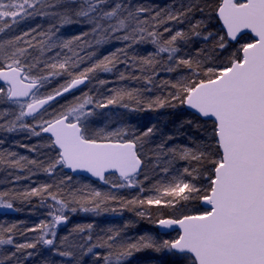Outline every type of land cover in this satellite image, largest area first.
Here are the masks:
<instances>
[{"label":"snow or ice","instance_id":"6c2138e0","mask_svg":"<svg viewBox=\"0 0 264 264\" xmlns=\"http://www.w3.org/2000/svg\"><path fill=\"white\" fill-rule=\"evenodd\" d=\"M0 175V264H264V0H0Z\"/></svg>","mask_w":264,"mask_h":264},{"label":"trees","instance_id":"16d2710c","mask_svg":"<svg viewBox=\"0 0 264 264\" xmlns=\"http://www.w3.org/2000/svg\"><path fill=\"white\" fill-rule=\"evenodd\" d=\"M154 3L164 4L167 0H153ZM167 110H161V114L166 113ZM153 117L156 116V113H151ZM153 122H155L153 120ZM23 138V136H18L17 139ZM45 180V177L41 174L40 175ZM33 203H38L37 201H33ZM43 211L32 212L30 211L29 207L25 206L24 210L17 213H12L8 216L1 215V217L10 219V220H25V218H30V220L36 222L37 219L42 217ZM131 213L125 212L123 217L119 215H115L112 213L103 214L100 217H93L92 214H85V213H77L75 216L72 217V223L69 224L67 227L70 228L75 223H86L92 222L95 220L96 224L100 227H107L110 225H119L122 224L124 220H127L131 217ZM153 229V225H151L147 220L138 221L135 228L129 230V235L131 236H138L145 231H150ZM66 230V229H65ZM138 256H143L145 254H137ZM155 264V262H153Z\"/></svg>","mask_w":264,"mask_h":264},{"label":"rangeland","instance_id":"374dc122","mask_svg":"<svg viewBox=\"0 0 264 264\" xmlns=\"http://www.w3.org/2000/svg\"><path fill=\"white\" fill-rule=\"evenodd\" d=\"M21 136H23V135H21ZM19 139H20L22 142H25V143H28V142H29V141L24 140V137H23V138H19ZM35 142H36L35 140H32V141H31V143H35ZM15 150L18 151V152H20L22 155H31V154L28 153L27 150L24 149V148H16ZM0 179H3V175H0ZM33 179H38V180H40L41 182H43V181H42L43 178H42L40 175H39L38 177H34ZM43 218H44V215H42V217H40L39 219H37L36 222H34V221H32V220L29 221L30 218H25V220L29 222V226L31 227V226H33L35 223H38L39 220H40V219H43ZM0 219H7V218H4V217H1V216H0Z\"/></svg>","mask_w":264,"mask_h":264},{"label":"water","instance_id":"95a60500","mask_svg":"<svg viewBox=\"0 0 264 264\" xmlns=\"http://www.w3.org/2000/svg\"><path fill=\"white\" fill-rule=\"evenodd\" d=\"M6 210L0 209V214H2L3 212H5Z\"/></svg>","mask_w":264,"mask_h":264}]
</instances>
